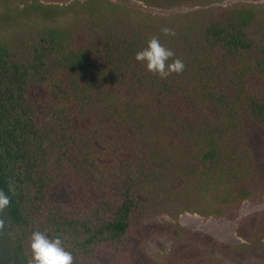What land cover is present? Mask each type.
Returning <instances> with one entry per match:
<instances>
[{
  "label": "trees",
  "instance_id": "16d2710c",
  "mask_svg": "<svg viewBox=\"0 0 264 264\" xmlns=\"http://www.w3.org/2000/svg\"><path fill=\"white\" fill-rule=\"evenodd\" d=\"M121 1L0 0V264H30L36 230L73 264H243L162 223L187 212L234 222L264 259V210L242 214L264 200V4L201 21ZM152 37L182 73L135 59Z\"/></svg>",
  "mask_w": 264,
  "mask_h": 264
},
{
  "label": "rangeland",
  "instance_id": "374dc122",
  "mask_svg": "<svg viewBox=\"0 0 264 264\" xmlns=\"http://www.w3.org/2000/svg\"><path fill=\"white\" fill-rule=\"evenodd\" d=\"M75 1L86 2L90 0H44L45 3H55L62 5H69ZM117 1V0H111ZM120 3L128 4L134 8H137L139 11H143L144 13H150L154 15L161 16H169L172 14H181V15H189L191 13H195L196 11H200L198 17L201 21H207L209 17L206 15L210 14V10L219 9V8H228L234 4L238 3H254V4H264V0H227L223 3L214 4L212 6H200L196 5L194 0H181L177 3H169L162 0L152 1V4L148 2H143L141 0H123ZM201 15V17H200ZM264 210V200L262 203L254 204L251 202H247L244 205L242 214L246 215L248 213ZM162 223L171 224L176 226H182L189 231L197 232V234H205L213 240L217 241L220 244V248L223 250H229L228 253L243 262L244 259L240 256L245 255L249 256L250 259L245 261V264H264V259L259 256H254L251 253V248L247 246V241L238 236L236 231V225L234 222L215 218V217H203L200 214H193L191 212H187L178 216L176 218L167 217L163 219ZM167 244H170L168 242ZM173 245V244H172ZM171 246H158L153 245V252L159 255H166L172 249ZM217 255L222 256V253H216Z\"/></svg>",
  "mask_w": 264,
  "mask_h": 264
},
{
  "label": "clouds",
  "instance_id": "9594fccd",
  "mask_svg": "<svg viewBox=\"0 0 264 264\" xmlns=\"http://www.w3.org/2000/svg\"><path fill=\"white\" fill-rule=\"evenodd\" d=\"M164 35L174 36L171 29H162ZM175 53L164 47L158 37H152L147 46L136 53L135 59L145 65L149 72L166 79L173 73L180 74L185 70V63L180 58H174ZM9 191L13 188L9 186ZM10 205V197L0 189V213ZM3 221L0 220V226ZM32 259L30 264H73V255L63 247V240L57 236L49 239L39 230L33 231L30 237Z\"/></svg>",
  "mask_w": 264,
  "mask_h": 264
}]
</instances>
